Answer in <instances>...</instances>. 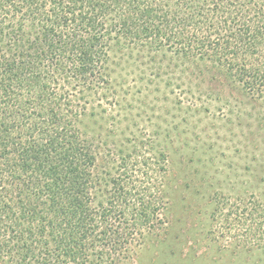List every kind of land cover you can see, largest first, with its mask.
<instances>
[{
  "label": "trees",
  "instance_id": "trees-1",
  "mask_svg": "<svg viewBox=\"0 0 264 264\" xmlns=\"http://www.w3.org/2000/svg\"><path fill=\"white\" fill-rule=\"evenodd\" d=\"M114 53L263 98L264 0H0V264H125L167 231V155L94 134L119 103Z\"/></svg>",
  "mask_w": 264,
  "mask_h": 264
},
{
  "label": "rangeland",
  "instance_id": "rangeland-1",
  "mask_svg": "<svg viewBox=\"0 0 264 264\" xmlns=\"http://www.w3.org/2000/svg\"><path fill=\"white\" fill-rule=\"evenodd\" d=\"M115 53L119 103L96 116L94 134L104 147L166 154L173 179L167 231L125 264H264V230L235 221L242 209L256 223L264 213V97L213 68L191 82L170 69L160 77L139 65L123 72ZM219 204L223 216L214 217ZM239 206L237 217L231 209Z\"/></svg>",
  "mask_w": 264,
  "mask_h": 264
}]
</instances>
